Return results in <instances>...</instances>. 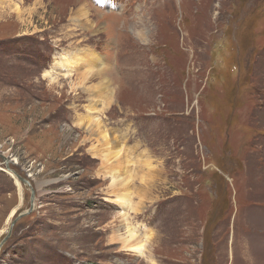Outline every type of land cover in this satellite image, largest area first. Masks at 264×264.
I'll use <instances>...</instances> for the list:
<instances>
[{"label": "rangeland", "instance_id": "374dc122", "mask_svg": "<svg viewBox=\"0 0 264 264\" xmlns=\"http://www.w3.org/2000/svg\"><path fill=\"white\" fill-rule=\"evenodd\" d=\"M24 214L0 264H264V0H0Z\"/></svg>", "mask_w": 264, "mask_h": 264}, {"label": "bare ground", "instance_id": "6f19581e", "mask_svg": "<svg viewBox=\"0 0 264 264\" xmlns=\"http://www.w3.org/2000/svg\"><path fill=\"white\" fill-rule=\"evenodd\" d=\"M78 55H80V54H78ZM61 62V61H60ZM75 62V61H74ZM82 65V64H81ZM87 65V64H86ZM67 68V67H66ZM94 68V67H93ZM69 69V68H68ZM101 69H103V68H101ZM94 71V70H93ZM103 72V71H102ZM101 74V73H100ZM84 77V76H83ZM88 78V77H87ZM87 78L85 79V80H87ZM92 78V77H91ZM89 81V80H88ZM104 87L102 86V88H101V86H100V89L102 90ZM95 124H97V123H95ZM106 141H107V139H106ZM115 153H117V152H115ZM119 154V153H118ZM116 156V155H115ZM119 156V155H118ZM123 156V155H122ZM131 168V167H130ZM119 182V181H118ZM118 182H116V184L118 183ZM122 181L120 180V182L119 183H121ZM123 182H124V180H123ZM122 182V185L123 186H125L126 187V185L128 184V182H124L123 183ZM126 191V190H125ZM131 191V190H130ZM130 194V193H129ZM125 196V195H124ZM123 202H125V200H123ZM124 239V242H125V247L127 246V245H131V244H133L134 246L133 247H131V249H132V251H134V252H140V251H142V245L141 246H139V242L137 243V242H134L135 240H136V238L133 236V233L131 234V232L129 231V229H127L126 230V236L123 238ZM141 243V242H140ZM145 246V245H144Z\"/></svg>", "mask_w": 264, "mask_h": 264}, {"label": "water", "instance_id": "95a60500", "mask_svg": "<svg viewBox=\"0 0 264 264\" xmlns=\"http://www.w3.org/2000/svg\"><path fill=\"white\" fill-rule=\"evenodd\" d=\"M7 168L9 169V165H8V163H7ZM19 179H21V181H22L23 183H25V184L28 185V182H27V181L23 180L22 178H19ZM25 215H26V214L18 216V217L12 222V224H11V228H10V230H9V232H8V235L6 236V238H5V239L1 242V244H0V252H1V249H2L3 245L5 244V242L11 237V235H12V230H13V228L15 227L16 223H17V222H18L23 216H25Z\"/></svg>", "mask_w": 264, "mask_h": 264}]
</instances>
